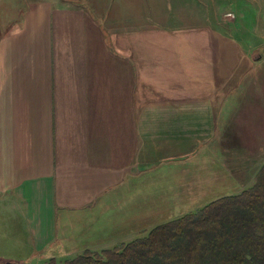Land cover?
Returning a JSON list of instances; mask_svg holds the SVG:
<instances>
[{
    "label": "crops",
    "instance_id": "obj_1",
    "mask_svg": "<svg viewBox=\"0 0 264 264\" xmlns=\"http://www.w3.org/2000/svg\"><path fill=\"white\" fill-rule=\"evenodd\" d=\"M258 4L242 26L201 0H41L0 29L4 236L41 261L99 250L189 212L175 211L185 191L202 206L251 183L264 162Z\"/></svg>",
    "mask_w": 264,
    "mask_h": 264
},
{
    "label": "trees",
    "instance_id": "obj_2",
    "mask_svg": "<svg viewBox=\"0 0 264 264\" xmlns=\"http://www.w3.org/2000/svg\"><path fill=\"white\" fill-rule=\"evenodd\" d=\"M39 264H264V163L250 186L157 223L147 234Z\"/></svg>",
    "mask_w": 264,
    "mask_h": 264
},
{
    "label": "rangeland",
    "instance_id": "obj_3",
    "mask_svg": "<svg viewBox=\"0 0 264 264\" xmlns=\"http://www.w3.org/2000/svg\"><path fill=\"white\" fill-rule=\"evenodd\" d=\"M36 1H41V0H0V29L3 30V33L8 31V33L11 34L13 28L17 29L18 23L21 19L22 12L26 10L29 6H31L30 4H33ZM201 1L202 4L204 2L206 3V7H208L209 5V7L211 8L212 11L211 17L213 18V21L218 22L219 20L220 21L224 20L226 21V23H228V25L242 24V26H244V20H242V15L240 13L242 12L241 9H245L248 6L249 2L250 4L253 2L254 3L257 2L261 5H264V0H201ZM262 11H264V9ZM257 53H264V47H261L259 50H257L255 54ZM9 144L10 146L12 145L17 146V143H9ZM254 162L250 161L249 163H246L248 165L245 168V170L248 169L246 173L247 175L250 176L249 179L253 178V174L258 166L257 163ZM238 170L243 171L242 169H238ZM253 181H251L250 183L245 179L244 186L245 187L250 186L251 184H253ZM184 193H185L184 195L179 196V198L177 199V208H175L176 212L177 210L180 211L181 209L186 208L188 206L190 208L189 209L190 211L195 210L196 208L201 206L199 204H202V202L208 199V196L205 194L199 193L197 195V198L194 199L187 197L186 191ZM195 201L198 202V205L194 206L193 204H195ZM11 221L12 219L10 215L7 216L5 215L4 220L0 222V261L11 260L17 263H26V264H39L40 262H43L41 261V259H43L42 256L39 255L32 256L28 254L29 252L28 248L25 247L23 244H21V242H19L17 238H8L4 236L6 233L10 234L8 231H6V229L11 230V228H13V223H11ZM148 224L150 225L151 223ZM152 224L153 227L157 223H152ZM150 228L151 227H149V229ZM149 229H147L145 233H143V235L147 234ZM9 239H11L12 241H7ZM67 256L73 257L74 255H66V256L58 255L57 259L64 260V258Z\"/></svg>",
    "mask_w": 264,
    "mask_h": 264
}]
</instances>
